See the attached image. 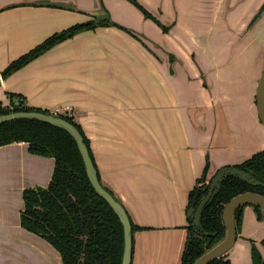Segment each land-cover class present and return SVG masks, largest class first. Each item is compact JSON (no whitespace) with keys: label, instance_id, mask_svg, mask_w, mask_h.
<instances>
[{"label":"crops","instance_id":"0c3cea01","mask_svg":"<svg viewBox=\"0 0 264 264\" xmlns=\"http://www.w3.org/2000/svg\"><path fill=\"white\" fill-rule=\"evenodd\" d=\"M104 1L115 20L154 30L129 0ZM139 1L173 23L164 39L179 60L158 59L139 39L107 25L76 33L4 77L13 61L100 11L96 0H0V100L9 106L13 94L34 108L70 106L101 181L140 227L133 233L131 264H181L189 195L208 158L210 179L220 167L264 150V126L252 100L258 81L228 98L219 77L224 70L246 68L261 52L264 12L253 19L264 0ZM227 32L233 36L221 47ZM255 32L259 46L252 51ZM220 53L224 61L209 64L210 55ZM256 60L249 67L258 68ZM54 166L53 156L32 153L27 142L0 146V264H27L28 246L37 251L34 242L42 243L43 237L21 225L23 193L47 186ZM263 239L264 218L247 204L228 252L231 264H253L252 242ZM48 251L55 264H63L56 248Z\"/></svg>","mask_w":264,"mask_h":264},{"label":"trees","instance_id":"16d2710c","mask_svg":"<svg viewBox=\"0 0 264 264\" xmlns=\"http://www.w3.org/2000/svg\"><path fill=\"white\" fill-rule=\"evenodd\" d=\"M129 1L140 9L145 18L153 20L164 32L170 30L171 26L165 25L139 0ZM263 12L264 5L253 22ZM107 25L117 26L109 20L93 18L56 32L13 61L3 71V76L11 74L55 44L78 32ZM10 97L11 105L9 106H5L0 100V113L32 110L51 112L49 109L28 106L21 95L10 94ZM16 97L22 99L19 104L15 103ZM61 116L77 125L94 161L89 140L81 125L75 122L71 115ZM22 141L29 144V150L32 153L53 156L55 166L47 186L29 187L24 190L21 225L49 241L61 254L63 264H121L124 249L123 225L109 203L95 191L86 173L85 164L75 139L65 129L39 120L16 119L0 124V146ZM234 166L253 171L254 175L264 183V150L255 152L251 157ZM209 167L208 158L202 175L190 192L188 211L198 207L202 196L209 189ZM108 190L115 195L109 188ZM247 190L257 191L264 195V184L253 186L237 177L229 176L222 181L218 193L205 206L202 214V230L192 225L193 218L188 215L189 235L181 264L193 263L225 236L226 227L222 221L223 209L234 195ZM247 204L254 206L260 219L264 218L259 205L242 204L237 207L234 214L238 229L241 227L243 209ZM131 223L133 233L140 229L132 220ZM251 254L253 264H264V239L259 244L252 242ZM210 264H231V260L227 253Z\"/></svg>","mask_w":264,"mask_h":264},{"label":"water","instance_id":"95a60500","mask_svg":"<svg viewBox=\"0 0 264 264\" xmlns=\"http://www.w3.org/2000/svg\"><path fill=\"white\" fill-rule=\"evenodd\" d=\"M96 1H97L96 3L97 6H99L97 10H99L100 13L101 12L102 13L100 14L96 11H93L94 18H96L97 20H102V19L109 20L113 24L121 27L120 29L123 28L122 30L124 31L126 30V32L128 31V33L139 39L150 51H152L157 56L158 59L164 60V58H166L169 62L170 60L172 61L173 59L174 60L180 59L179 55H177V53L174 50L170 49L167 43L165 42L164 33L166 32H164L163 29L153 20L152 22L155 24L156 27L154 26V30L148 32H152L160 36L161 37L160 39H158V36L155 37L152 34L146 32L145 30H137L134 29L133 27L127 26L115 20L111 15L110 10L108 9V6L105 3V1L104 0H96ZM37 2L38 4L48 3L47 0H36V2L34 3ZM14 5L16 4H10L8 6H14ZM144 19L147 20L148 18L144 17ZM163 23L165 25L171 26L170 30L175 27L173 26V23H170L168 21H164ZM256 104H257L259 119L264 126V70L262 71L256 86ZM16 119H32V120H39L50 123L54 126L65 129L75 139L85 164L86 173L95 191L109 203V205L117 214L123 225L124 249H123L121 264H131L132 252H133V227L130 216L123 203L119 200V198L113 195L101 181L98 175L97 167L90 155L89 148L84 140V136L77 127V125L69 121L65 117L54 114L52 112L32 110V111H14L5 114L0 113V124ZM229 176L237 177L243 181L248 182L253 186H259L264 184L254 175L253 171H247L234 165H225L220 167L215 172V174L210 178L209 189L207 193L202 196L198 207L191 208L188 211V215L193 218L192 225L196 229H201V230L203 229L202 214L204 208L218 193L222 181ZM245 203H253L259 205L264 213V195L262 193L257 191L247 190L234 195L227 202L222 213V221L226 227L225 236L191 264H210L212 261L222 257L232 249V247L234 246L237 240V234H238V228L235 222L234 214L237 207Z\"/></svg>","mask_w":264,"mask_h":264},{"label":"rangeland","instance_id":"374dc122","mask_svg":"<svg viewBox=\"0 0 264 264\" xmlns=\"http://www.w3.org/2000/svg\"><path fill=\"white\" fill-rule=\"evenodd\" d=\"M223 2H225V1L221 0V4ZM221 7H222V5H221ZM232 34H233L232 32H227L224 39L221 40L219 45L221 47H224L227 44V42L232 38V36H233ZM259 38H260V32H255L252 35L251 43L256 45V43L259 41ZM260 43H261L260 44L261 52L256 53L257 55L254 54V56H252V58H250V60L246 61L249 63L250 66H252L251 61H255V59H257L256 62L258 63V68L253 69L252 67H249V65L246 64V68H248V69H246V68L239 69V70L237 68L236 69H228V70H224V73L220 74L219 77H221L220 80L223 83L222 85L225 89V93L227 94L228 98L231 94H234L236 92H240V93L245 94V92H247L249 88H253L254 83H256L258 81L260 74L264 70V43L261 41H260ZM256 46L257 47H250L248 49L249 50L251 49L252 51H254L253 49L258 48L259 45H256ZM248 49H245V50H248ZM206 55L209 56L208 53H206ZM253 57H255V59ZM224 59H225L224 54L220 53L214 59L210 55L208 60H209V64H211L212 62H215V61H217V64H221L224 61ZM219 71L220 70H218V72ZM247 77L251 78V80L248 79ZM228 100H230V99H228ZM252 100L254 102H256L255 94L252 95ZM236 101H241V100H236ZM232 108H233V110H236V109H234L235 108L234 104H232ZM234 115L235 114H233V116ZM41 239L43 240L42 243L34 242L35 244H33L34 245L33 247L36 248L37 251H34V249H32L30 246H28V255H27L28 263L27 264H55V260L53 259L54 258L53 255L48 251V249H50L53 252H55V247L49 241H46L45 238H41ZM40 253H42L43 257L40 256ZM1 264H9V262H1ZM12 264H16V262L13 261Z\"/></svg>","mask_w":264,"mask_h":264},{"label":"built area","instance_id":"2783aa9c","mask_svg":"<svg viewBox=\"0 0 264 264\" xmlns=\"http://www.w3.org/2000/svg\"><path fill=\"white\" fill-rule=\"evenodd\" d=\"M21 101H22L21 98H19V97L15 98V103L16 104H19ZM49 110L52 113L57 114V115H71V116H73L72 115V109H71L70 106H65V107H63V106H55V107H53V108H51Z\"/></svg>","mask_w":264,"mask_h":264}]
</instances>
